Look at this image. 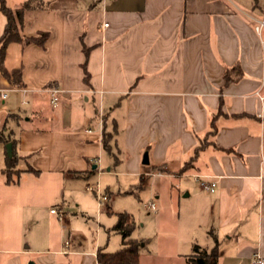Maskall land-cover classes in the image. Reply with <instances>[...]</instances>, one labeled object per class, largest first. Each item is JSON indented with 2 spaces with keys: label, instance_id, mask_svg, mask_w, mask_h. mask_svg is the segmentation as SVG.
<instances>
[{
  "label": "crops",
  "instance_id": "0c3cea01",
  "mask_svg": "<svg viewBox=\"0 0 264 264\" xmlns=\"http://www.w3.org/2000/svg\"><path fill=\"white\" fill-rule=\"evenodd\" d=\"M2 1L15 8L24 0ZM40 1L42 7L23 11L21 33L46 32L44 43L11 41L5 50L3 64L21 68V85L0 72L7 93L0 100L6 137L0 141V264H98V249H119L121 235L111 229L117 212L105 233L98 226L91 246L75 229L53 232L39 221L35 227L34 207L26 214L31 234L19 236L14 227L17 202L33 196L28 187L27 196L18 194L21 174L61 178L63 198L64 183L89 184L104 170L138 178L134 187L163 178L173 208L179 214L183 208L192 225L190 236H171L174 229L160 223L157 186L152 196L159 208L147 207L157 219L156 239L135 233L136 226L131 234L144 241L139 264H187L184 255L199 244L196 232L204 240L199 245L211 248L210 230L218 264L264 256V45L252 21L264 17V0ZM5 24L0 9V35ZM235 65L240 76L226 82V69ZM53 85L58 103L46 112L42 103ZM212 119L215 133L196 149ZM7 142L33 171L6 176ZM195 175L216 180L214 191L202 189Z\"/></svg>",
  "mask_w": 264,
  "mask_h": 264
},
{
  "label": "rangeland",
  "instance_id": "374dc122",
  "mask_svg": "<svg viewBox=\"0 0 264 264\" xmlns=\"http://www.w3.org/2000/svg\"><path fill=\"white\" fill-rule=\"evenodd\" d=\"M19 100H21V95L19 96ZM42 104L46 112L51 109L49 97L45 98ZM21 108H27V106L22 105ZM28 167L26 159L24 157H18L16 166L12 169V172L14 173L18 170L27 169ZM20 177H23V186L19 189L18 194L22 197L26 193L25 188L28 187L33 196L32 199L29 200H24L23 198V200L19 199L15 206L17 220L14 223V227L19 236H25L27 233L31 234L30 227H32V225L28 222L27 215H29V209L34 207L32 217L35 219V227H37V221H39L41 223L46 222L50 225L53 232L58 231L61 227L75 229L76 232L81 235V238L86 239L85 245L88 246L93 245L97 239L99 234L98 228L100 227L99 229L105 233L107 223L114 220V212L122 211L134 215L136 221L135 233L143 236H153V239H156L153 232L157 219L154 217L155 213L148 210L145 203L154 201L155 207L158 210L159 202L152 196L157 186L160 189L161 199L164 203V211L161 214L160 223L164 227H171L174 229L170 234L175 238L182 237L183 235L184 237L190 236L189 234L193 233L192 225L187 216L183 213L184 209L181 208V214H179L177 208H173L169 198L170 183L164 182V180H162L163 178L157 177L152 180L147 179V181H143L142 186L134 187V184L139 182L138 178L135 179L131 176L120 175L114 173L112 170H104L103 176H95L93 182L89 184L85 183L81 186L73 182L77 180L64 183L63 200L60 195V190L63 186L61 178L42 176L37 180L30 174H27V176L26 174H21ZM13 178L17 180L16 174H13ZM32 180L36 182L31 186ZM96 182L98 183V189L101 193H104L106 189L109 190V194L105 192L109 199L108 206H103L100 215L95 193L92 190H87V185L93 184V186H95ZM130 189H132L134 193L125 192ZM51 208L57 209L59 214L50 213ZM99 222H102L103 225L100 226L98 224ZM196 233L197 235H195V237L198 240L197 242L204 245V240L198 232ZM180 248L182 247L180 246ZM186 248V250H189L187 244Z\"/></svg>",
  "mask_w": 264,
  "mask_h": 264
},
{
  "label": "trees",
  "instance_id": "16d2710c",
  "mask_svg": "<svg viewBox=\"0 0 264 264\" xmlns=\"http://www.w3.org/2000/svg\"><path fill=\"white\" fill-rule=\"evenodd\" d=\"M255 4L257 0H254ZM40 0H24L18 7L10 8L6 6L3 1L0 6L3 14L6 17V24L2 34L0 35V72L1 74L12 84L16 86L21 85V68L16 67L7 69L4 64L5 50L9 42L17 41L21 44L36 43L42 45L47 38L46 32H39L36 36H25L21 33L22 28V14L25 9L40 8L42 7ZM235 71L234 77L230 76V71ZM241 74V70L238 65L231 68H227L225 71L226 82L235 80ZM216 131V126L213 119L210 121V129L205 134L204 139H201L197 148L204 146L207 143V137ZM107 137H104V148L108 149ZM0 141H6V137L3 133H0ZM14 144V141L12 140ZM17 158L14 150L11 157H6L4 171L6 176L12 173V169L16 166ZM191 159L188 160L184 167L191 163ZM26 170L33 171L29 166ZM18 170L17 172H19ZM136 226V222L131 213L122 211L116 213V221L112 225L111 229L117 231L121 235V247L115 251L109 252L103 249H98L96 253V260L98 264H139V250L144 243L143 240H139L132 237L131 234ZM210 236L212 237L211 248L202 247L199 244L194 243L191 248V252L184 255L185 262L187 264H218L219 248L216 235L210 230Z\"/></svg>",
  "mask_w": 264,
  "mask_h": 264
},
{
  "label": "built area",
  "instance_id": "2783aa9c",
  "mask_svg": "<svg viewBox=\"0 0 264 264\" xmlns=\"http://www.w3.org/2000/svg\"><path fill=\"white\" fill-rule=\"evenodd\" d=\"M252 21H253V29L255 31V33L258 35L261 43L264 45V17H252ZM22 94L24 95L27 92V89L25 88H20ZM48 92H49V99H50V104L52 106H56L58 103V93H59V89L57 86L53 85L50 86L48 88ZM7 93L6 91L0 89V100L5 99ZM27 101L25 99L22 100V103H26ZM87 131H90V129H88ZM196 180L199 183V186L207 191H214L215 187H216V180L210 178V177H203L200 175H195ZM87 189L88 190H92L95 193V196L97 198V204L100 207H102L103 205H105L106 203H108V196L104 193H101L98 189V183L96 182V185L93 186L92 185H87ZM145 205L151 209V210H155V204L153 202H149V203H145ZM50 212L55 213V214H59V211L57 209L51 208ZM69 244V240H66L64 242V247H67ZM252 264H264V256H262L260 253L255 252L252 255Z\"/></svg>",
  "mask_w": 264,
  "mask_h": 264
},
{
  "label": "water",
  "instance_id": "95a60500",
  "mask_svg": "<svg viewBox=\"0 0 264 264\" xmlns=\"http://www.w3.org/2000/svg\"><path fill=\"white\" fill-rule=\"evenodd\" d=\"M6 153L8 157H11L12 155V143L11 142H7L6 143ZM142 162L143 163H148V158H147V153L145 152L143 154V158H142ZM28 264H36L34 261H29Z\"/></svg>",
  "mask_w": 264,
  "mask_h": 264
}]
</instances>
